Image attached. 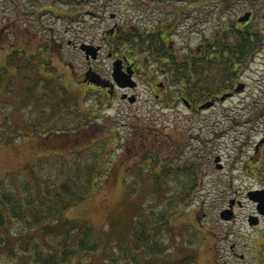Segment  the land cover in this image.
Instances as JSON below:
<instances>
[{
  "label": "rangeland",
  "instance_id": "374dc122",
  "mask_svg": "<svg viewBox=\"0 0 264 264\" xmlns=\"http://www.w3.org/2000/svg\"><path fill=\"white\" fill-rule=\"evenodd\" d=\"M52 1H40V4L35 2L33 24L30 23L31 35L19 29L16 35H14L15 30L13 32L11 29H8L10 30L8 34L4 33L5 39H2V52L0 51V65L3 66V70H9L4 64L10 63L13 58L5 56L7 53H23L25 50L23 46L31 48L30 43L33 42L40 45L42 40L62 39V33L65 31H63L64 19L61 15L62 10L67 9V4L64 2L61 4L60 0ZM217 5L220 4L211 2L204 7L208 10V16L212 18L201 34L197 35L196 32L192 38L188 37L192 47H196L199 37L201 39L205 37L204 39L207 40L214 35L223 23L232 24L234 19L232 15L237 14L243 7H254L258 10L259 13L253 21L257 30L264 31L262 16L264 0H241L232 15L215 12L213 7ZM222 16L226 18L222 19ZM52 30L55 31L51 32ZM188 35L189 31L184 36ZM182 42L185 41L179 39V43ZM33 46L37 45L33 44ZM54 47L59 49L57 44ZM33 51L34 49L30 52ZM129 58L133 59V57ZM56 59L59 62L67 59L65 61L70 64L69 69H74L72 72L74 75L67 71L65 82L75 84L72 79L74 76L76 80L83 79L93 84L98 83L97 85L100 86L90 84L88 90H85L84 110L89 113L92 121L89 129L85 128L91 131V136L85 139L86 142L90 140L103 144L102 139L117 136L120 138L117 140L120 141L119 147L117 146L115 151L118 156L121 150H126L125 147L121 148V145L128 140L134 147L137 144V149L141 147L145 149L144 144L147 142L151 146L149 151L134 153V157L127 158L128 153L117 159L114 157L118 164L137 163L141 175L137 179L140 181V184H137L139 189L137 194H130L126 200H123L125 187L118 181L117 176L121 174V169H118L116 175L113 174L101 191L94 192L92 197H88V201L70 209L68 213L71 216H84L85 221L88 218L96 223H102L104 230H109L111 222L117 224L127 222L137 209L146 208L148 212L153 213L164 209L169 201L176 199L177 193L185 185L192 183L191 179L194 175V182L197 184L191 196L184 200L186 201L182 206L184 212H179L172 220L177 227L176 231H179L177 235L168 238L170 246L159 264H175L185 255L191 254L196 256V263L192 264H264V216H261L258 225L249 224L250 215L257 214V207L248 197L250 190L264 187V142H262L264 139V45L251 63H248L249 66L245 67L246 64L242 67L243 78L248 82V89L244 94L235 95L209 109L196 108L197 111L189 110L182 104L176 106V95L172 93L170 81L166 93L155 88V82L165 80L163 69L166 67V63L156 57H145L143 67L150 73L148 76L143 74L133 77L137 83L134 91L139 96L137 103L133 104L125 101L120 94L111 98L102 87L104 82L112 80L114 73L112 71L116 67L115 60H109L107 57H57ZM86 59L92 61L91 66L86 63ZM61 66L65 67L63 62ZM0 68L2 73V67ZM216 69L220 71V67ZM79 71L82 74H78ZM213 73L217 74V71ZM74 84L66 85L75 88L76 84ZM117 87L120 86L116 85ZM155 91L161 93L160 100H156ZM241 96H244L243 100L240 99ZM94 105L99 107L98 115H94L91 110L96 109ZM252 112L259 113L257 124H252L250 121V117L254 115ZM59 114L61 118L68 117L63 111ZM134 121L141 122L139 125L142 133L136 137L130 134L137 125ZM148 126L151 127V131L147 129ZM82 131L83 127L82 129L79 127L77 134L74 135L77 137V143L80 136L84 137ZM157 131L158 135L155 134ZM41 140L39 136L24 142L19 138L18 144H0V172L6 173L5 175L12 174L17 169L19 172L24 169L28 159L34 163L42 151H45L43 145L46 142ZM76 142L71 143L75 145ZM65 146L69 148L67 144ZM150 151L151 154L148 155ZM139 153L143 157L138 155ZM217 156L221 157L222 168H219L215 162ZM56 160L57 158H53L52 164H55ZM153 161L156 162L154 166L158 172L167 169L164 188L159 192H155L156 185L148 177L150 173L148 166ZM128 180L130 186L137 182H134L131 175ZM107 190L108 199L102 196ZM232 199L236 200L233 208L234 218L226 220L221 216V212L229 207ZM113 235L119 236L116 233ZM121 237H124L123 233ZM113 239L118 242L116 238ZM112 247L109 255L104 256L107 262L110 256H114L117 260L121 259L118 255L121 254L122 249ZM130 252H133L132 247L127 248L124 253ZM134 253L140 255L143 249L136 246ZM99 262L102 260L99 259Z\"/></svg>",
  "mask_w": 264,
  "mask_h": 264
},
{
  "label": "trees",
  "instance_id": "16d2710c",
  "mask_svg": "<svg viewBox=\"0 0 264 264\" xmlns=\"http://www.w3.org/2000/svg\"><path fill=\"white\" fill-rule=\"evenodd\" d=\"M27 34L31 35L30 32ZM241 42L244 49L257 48L260 51L264 35L259 30L254 32L252 28H247L241 36ZM228 43L227 40L226 44ZM30 44L31 48L23 46V53H8L7 57H13L10 63L4 64L9 67L8 71L3 70L0 65V144H18L19 138L24 142L39 136L41 142L46 144L43 145L45 151H42L34 163L28 159L24 169L19 172L18 169L8 175L0 172V264H159L170 246L168 238L177 235L179 231H176L177 227L172 220L179 212H184V200L191 196L197 184L194 182L195 176L191 175L192 179L190 177L194 184L185 185L177 193L176 199L169 201L164 209L154 211L156 213L148 212L146 208L137 209L125 224L111 222L109 230H104L102 223L88 218L85 221L84 216H71L68 211L88 201V197H92L94 192L101 191L118 169H121L118 181L125 187L123 200L130 194H137V184H140L137 179L141 176L137 163L122 162L119 163L122 166H119L116 159L127 153V158L134 157V153L149 151L151 146L147 142L144 144L145 149H137V144L134 147L128 140L121 145L126 150H121L118 156L115 151L119 147L120 141L117 140L120 138L117 136L102 139L103 144L90 140L86 142L91 131L85 128L89 129L92 121L89 113L84 110L85 90H88L90 84L100 86L83 79L76 80L74 76L72 79L76 85L65 82L67 71L71 74L74 72V69H69L70 64L65 61L67 59H62L65 66L62 67V62L57 57H51L52 47L48 43L43 46L33 42L36 47ZM209 61L211 82H204V78L203 82L210 83V91H219L222 87L219 79L233 68L227 65L224 68V61L228 65L235 61L225 57H215ZM215 66L220 67L219 72ZM198 74L203 76V69ZM66 84H74L75 88H69ZM203 92L197 94L199 102L210 96V93ZM94 106L96 109L91 110L94 115H98L99 107ZM61 111L68 117L61 118ZM134 123L137 125L130 134L136 137L142 133L139 125L141 122ZM79 127H83L84 137L80 136L77 143L74 135ZM147 129L151 131L150 126ZM155 134L158 135V131ZM73 141L76 142L75 145H72ZM66 144L69 148H65ZM50 148L53 149L48 150ZM141 153L138 155L143 157ZM150 154L151 151L148 155ZM53 158H57L55 164L51 162ZM153 159L156 161L154 157ZM155 161L149 163L148 177L156 185L155 192H159L164 188L167 169L158 172L154 166ZM193 172L196 173L194 170ZM130 175L134 182L137 181L131 184L133 188L128 180ZM102 196L108 199L109 191ZM114 233L119 236L114 237ZM122 233L124 237H121ZM129 239L132 240L128 241ZM112 246L122 249L118 255L121 259L110 256L107 262L104 256L109 255ZM136 246L143 249L142 254L134 253ZM129 247H132L133 252L124 253ZM192 263H196L195 254L185 255L175 262Z\"/></svg>",
  "mask_w": 264,
  "mask_h": 264
},
{
  "label": "flooded vegetation",
  "instance_id": "af4514ba",
  "mask_svg": "<svg viewBox=\"0 0 264 264\" xmlns=\"http://www.w3.org/2000/svg\"><path fill=\"white\" fill-rule=\"evenodd\" d=\"M36 1L40 4V1L45 0H0L1 52L2 39L4 33L10 32L8 29L13 32L15 30L14 35L18 29L31 33L30 23L33 24ZM60 2L67 4V9L64 8L61 15L65 31H62V39L52 41L41 39L43 46L48 43L49 47H52L51 57H107L109 60H115L114 62H120L123 72L132 71L134 78L143 74L148 76L150 73L143 67L145 57H156L166 63V67L163 69L165 80L155 82V88L166 93L170 81L172 93L176 95V106L182 104L189 110L200 109L203 103L212 100L215 102L212 107H215L219 102L231 99L235 95H242L248 89V82L242 75V67L246 64L245 67H248V63H251L259 51L257 48L244 49L241 36L247 28L257 32L253 19L259 12L254 7H243L237 14L232 15L241 0H60ZM211 2L220 4L213 7L215 12L230 13L234 18L233 23H223L207 40L205 37L201 39L196 36L199 37V41L195 44L196 47H192L188 37L192 38L196 32L197 35L201 34L208 27L212 17L208 16V10L204 7ZM248 13L250 18L243 20L244 15ZM262 16L264 19V11ZM225 18L222 16V19ZM188 31L189 35L184 36ZM259 32L264 35L263 30L260 29ZM179 39L185 42L180 44ZM56 44L58 50L54 47ZM5 56H8V53ZM215 57H225L235 62L228 65L224 61V68L226 65L233 68L220 79V76L216 79V82L219 79L221 89L210 91V83L204 82L208 80L211 82L209 59ZM86 63L92 65V61L87 59ZM201 69L203 76L198 74ZM78 74L82 73L79 71ZM201 83L203 84L200 85ZM238 85L243 87L240 92H235ZM102 87L111 98L117 94L122 96L128 93L136 97L134 103L139 99L134 91L136 88H116L113 74L112 80L104 82ZM203 91L210 93V96L199 102L197 94ZM226 94L230 95L223 100L222 96ZM155 98L156 100L162 98L159 91H155ZM240 99L243 100L244 96ZM128 100L127 98L125 101ZM252 113L254 115L250 117V121L257 124L259 113Z\"/></svg>",
  "mask_w": 264,
  "mask_h": 264
},
{
  "label": "water",
  "instance_id": "95a60500",
  "mask_svg": "<svg viewBox=\"0 0 264 264\" xmlns=\"http://www.w3.org/2000/svg\"><path fill=\"white\" fill-rule=\"evenodd\" d=\"M250 18V13L246 14L243 17V20H248ZM86 48V47H85ZM116 67L114 69V79L116 81V83L120 86V87H134L136 86V81L133 80L132 77V71L125 73L121 70V66L119 64V62H116ZM243 85H238V87L236 88V91H241ZM230 94H226L222 96V99L225 100ZM128 97V94H124L123 98ZM130 102H134L135 98L134 96H130L129 97ZM215 102L212 101H207L205 102L201 108H209L211 107ZM262 142H264V139H262ZM215 161L217 162V166L219 168H222L223 164L220 163V156H217ZM248 197L250 200L254 201L257 203V211L258 214H253L250 215L249 217V224L250 225H258L260 223V216H264V188H258V189H252L248 192ZM236 200L232 199L230 200L229 203V207L224 209L221 212V216L226 219V220H230L232 218H234V204H235Z\"/></svg>",
  "mask_w": 264,
  "mask_h": 264
},
{
  "label": "bare ground",
  "instance_id": "6f19581e",
  "mask_svg": "<svg viewBox=\"0 0 264 264\" xmlns=\"http://www.w3.org/2000/svg\"><path fill=\"white\" fill-rule=\"evenodd\" d=\"M245 15H246V14H245ZM245 15H244V16H245ZM242 19H243V18H242ZM213 105H214V104H213ZM213 105H212V106H213ZM212 106H211V107H212Z\"/></svg>",
  "mask_w": 264,
  "mask_h": 264
}]
</instances>
